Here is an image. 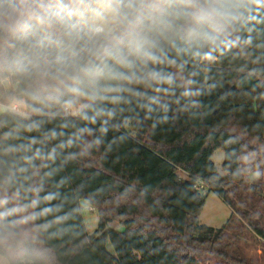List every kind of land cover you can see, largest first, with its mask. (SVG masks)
<instances>
[{
    "label": "trees",
    "instance_id": "obj_1",
    "mask_svg": "<svg viewBox=\"0 0 264 264\" xmlns=\"http://www.w3.org/2000/svg\"><path fill=\"white\" fill-rule=\"evenodd\" d=\"M200 8L218 10L215 28L196 19ZM126 11L114 33L76 15L27 29L0 21V80L13 86L0 88V103L23 100L29 115L0 114L9 264L227 257L216 247L222 229L199 220L210 192L264 240V0H136ZM218 149L225 174L212 160ZM254 165L261 176L246 184L242 170ZM82 200L98 212L93 234Z\"/></svg>",
    "mask_w": 264,
    "mask_h": 264
},
{
    "label": "rangeland",
    "instance_id": "obj_2",
    "mask_svg": "<svg viewBox=\"0 0 264 264\" xmlns=\"http://www.w3.org/2000/svg\"><path fill=\"white\" fill-rule=\"evenodd\" d=\"M84 20L94 26V22L90 19ZM116 29L117 20L104 24V31L106 33H114ZM1 87L5 91H9L13 88L12 82L2 83L0 80ZM12 103H19L25 109L23 100L15 99ZM86 103V100L81 101L74 108V113L77 114ZM6 110H9V106L6 107L0 103V114ZM212 160L217 169L222 174H225L222 171L224 151L222 149L216 150ZM242 172L243 182L246 184L252 183L261 176L260 168L257 165L251 168L244 167ZM179 174L183 178H188L183 171H180ZM81 205V214L85 222L86 230L88 234H93L98 228V212L87 200H82ZM199 220L202 225L212 227L216 230L222 229V234L216 247L227 256L222 257L207 254L201 258V264H264V240L258 237L215 192L207 194L206 202L199 215ZM110 226L114 229L123 230V225L116 222L110 224ZM108 248L112 250L110 243H108ZM0 264H9V262L5 257L0 255Z\"/></svg>",
    "mask_w": 264,
    "mask_h": 264
},
{
    "label": "clouds",
    "instance_id": "obj_3",
    "mask_svg": "<svg viewBox=\"0 0 264 264\" xmlns=\"http://www.w3.org/2000/svg\"><path fill=\"white\" fill-rule=\"evenodd\" d=\"M135 2L136 0H67V3L64 0H0V21L7 19L13 27L27 29L32 20L39 24L51 25L54 22L62 23L65 17L76 15L81 19L93 21L94 31L102 33L107 22L127 20L126 9H132ZM184 2L193 4L198 0ZM53 5L56 6L55 9ZM217 12V9L200 8L196 19L215 28ZM135 51L153 62H161L159 56L151 51H144L140 45L136 46ZM105 52L111 55L107 48ZM116 56L121 60L125 59L123 53L118 52ZM151 75L157 80L166 79L159 71H153Z\"/></svg>",
    "mask_w": 264,
    "mask_h": 264
},
{
    "label": "built area",
    "instance_id": "obj_4",
    "mask_svg": "<svg viewBox=\"0 0 264 264\" xmlns=\"http://www.w3.org/2000/svg\"><path fill=\"white\" fill-rule=\"evenodd\" d=\"M10 81H11L10 77H6V78L1 79L2 83H10ZM9 111L11 113H13V114L20 115V116H23V117H28L29 116L27 111H26V108L23 109L19 103H12L9 106ZM64 115L65 116H74L76 114L74 113V109L67 108L65 110V114ZM195 187L198 190H200L201 192H203V193L207 192V187H206V185L204 184V182L202 180H197L196 183H195Z\"/></svg>",
    "mask_w": 264,
    "mask_h": 264
}]
</instances>
